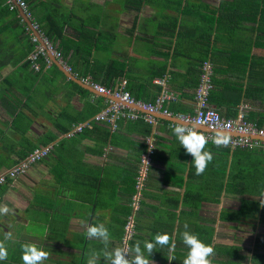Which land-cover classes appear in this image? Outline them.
Here are the masks:
<instances>
[{"label": "crops", "instance_id": "obj_1", "mask_svg": "<svg viewBox=\"0 0 264 264\" xmlns=\"http://www.w3.org/2000/svg\"><path fill=\"white\" fill-rule=\"evenodd\" d=\"M8 1L0 0V173L38 147L51 145L52 151L0 185V204L12 209L0 216V241L8 252L0 264H23L25 243L49 254L43 264H87V252L93 258L105 247L86 236L93 223L109 230L108 250L121 247L151 139L155 154L131 250L137 241L143 248L156 233H167L175 239V260L169 262V246L160 245L149 258L152 264H182L187 225L213 246L212 264H264V153L208 141L213 159L197 175L193 157L172 131L176 122L161 114L153 125L127 119L113 131L91 123L66 137L73 124L91 120L106 97L78 86L53 61L49 67L41 62L38 72L28 68L21 57L28 53L29 33L11 18ZM26 1L39 24L50 12L67 21L62 36L50 40L82 83L90 77L116 89L125 81V89L146 103L166 91L164 107L173 116H192L207 61L213 68L210 106L226 118L247 106L246 119L264 125V0ZM98 264H107L103 255Z\"/></svg>", "mask_w": 264, "mask_h": 264}, {"label": "built area", "instance_id": "obj_2", "mask_svg": "<svg viewBox=\"0 0 264 264\" xmlns=\"http://www.w3.org/2000/svg\"><path fill=\"white\" fill-rule=\"evenodd\" d=\"M10 10L21 8L26 17L31 20L33 29L40 34V39L35 36L32 30L26 25L27 32L31 37L32 43L35 44V49L31 52L27 60L31 63V68L38 72L41 69V62L46 67L51 66L52 57L60 62L64 69L71 73V68L64 62L62 53L56 49L51 40L42 32L39 23L33 18L32 13L28 8L25 0H10L8 1ZM212 64L203 62L200 67L199 82L195 90V112L194 115H175L169 112L165 107L166 99L170 96L163 93L156 99L154 103H146L136 100L126 89V82L123 81L119 88H107L101 86L91 80L90 77L82 78L84 84L95 89L98 93L106 97L105 106L93 116L89 121L73 124L72 127L65 133V136L72 138L77 134L82 133L86 128L91 126V123L107 124L111 130L118 129L121 120H137L142 118L148 124L153 125L156 122L158 114L165 117H175L179 122H184L189 125H199L205 132H201L209 142L217 132H223L230 137V142L226 146H219L231 150L236 149H254L259 148L264 153V125L260 126L256 123L249 122L246 119L245 110L247 106H240L235 118H226L221 115L215 108L209 104V96L213 89L212 83ZM162 85V81H157ZM176 123H171L174 127ZM154 139L149 142L147 153L142 156L139 168V175L136 178V193L133 196L132 209L133 215L129 217L125 226L126 235L122 241L121 247L131 250L130 241L132 240L133 218L140 208L141 192L144 188L145 181L148 177L152 166L153 156L155 154ZM52 151V146H43L34 149L28 156L18 162L12 168L0 173V185L8 181H15L19 177L25 175L32 165L46 158Z\"/></svg>", "mask_w": 264, "mask_h": 264}, {"label": "clouds", "instance_id": "obj_3", "mask_svg": "<svg viewBox=\"0 0 264 264\" xmlns=\"http://www.w3.org/2000/svg\"><path fill=\"white\" fill-rule=\"evenodd\" d=\"M172 131L180 145L193 157L192 163L194 164L196 174H203L208 163L212 161L213 155L210 151L205 150L208 139L200 132L199 125L177 122ZM229 142L230 137L223 132H217L212 138V143L217 147L226 146ZM261 204H264V200L261 201ZM11 212L12 209L7 204H0V216L6 217ZM10 235L11 233L8 232L5 235V239H8ZM86 236L89 239L100 240L105 246L101 251L95 252L93 258H89V253L87 252L85 254L87 264H98L101 255H103L107 264H152L149 257H151L157 245L169 246L167 259L169 262L175 260V239L167 233H156L153 241L143 242V248L141 247V242L137 241L132 250L120 246L108 250L107 245L110 242V233L103 223L87 225ZM181 238L183 244L188 249L182 264H212L210 257L215 254L213 246L205 244L196 234L188 231L187 225H185V231H183ZM145 251L148 253V257L145 256ZM48 255L46 251L34 243H25L22 245L23 264H43L48 258ZM7 256V248L4 242L0 241V260H6Z\"/></svg>", "mask_w": 264, "mask_h": 264}, {"label": "trees", "instance_id": "obj_4", "mask_svg": "<svg viewBox=\"0 0 264 264\" xmlns=\"http://www.w3.org/2000/svg\"><path fill=\"white\" fill-rule=\"evenodd\" d=\"M26 1V0H25ZM27 3V1H26ZM30 7V6H29ZM30 10V8H29ZM56 16V15H55ZM51 12L50 14H48V16L45 17V23H43L44 21L41 20V24L40 25V28L42 30V32L49 38V39H53L54 36H62L63 34V31L65 30L66 28V25H67V21L64 20V21H61L60 19H58V17L56 18ZM11 18L14 19L16 22L15 24L19 27H26L25 23L23 22L21 16L19 15L18 13V10H13L11 12ZM38 21V20H37ZM3 26L0 25V28H2ZM22 32L24 33V29L22 30ZM23 33H17L18 36L20 35H23ZM28 33V32H27ZM26 45H27V55L25 56H22L21 59L24 57H26V66L29 68L31 63L29 60H27V57L29 56V54L31 52H33V50L35 49V44L32 43L31 41V37L30 35L27 36V41H26ZM31 68V67H30ZM129 90V89H128ZM127 90V91H128ZM129 92V91H128ZM130 93V92H129ZM131 94V93H130ZM132 95V94H131ZM134 97V96H133ZM135 98V97H134ZM136 100H139L137 98H135ZM29 154V153H28ZM23 160V159H22Z\"/></svg>", "mask_w": 264, "mask_h": 264}, {"label": "water", "instance_id": "obj_5", "mask_svg": "<svg viewBox=\"0 0 264 264\" xmlns=\"http://www.w3.org/2000/svg\"><path fill=\"white\" fill-rule=\"evenodd\" d=\"M18 12H19L21 18L23 19V21L25 22V24H26V25L32 30L33 34H34L35 36H37V37L40 39V42L42 43V40H41V38H40V34H39L36 30L33 29V24H32V22H31V20H29V19L26 17L24 11H23L21 8H18ZM51 59H52V61H53V64L57 65L59 68H60V67L62 68V66L59 64V62H57V60H56L55 58L52 57ZM62 69H63V70H62ZM62 69H60V70H62V71L65 73V75H66L70 80H72L73 82H75V83H76L78 86H80L81 88L87 90V91L90 92V93L102 95V94L98 93L95 89L91 88L90 86L83 84L80 80H78V79H77L75 76H73L71 73L67 72L64 68H62ZM168 120L171 121V122H176V123L179 122V120H178L177 118H175V117H170V118L168 117Z\"/></svg>", "mask_w": 264, "mask_h": 264}, {"label": "rangeland", "instance_id": "obj_6", "mask_svg": "<svg viewBox=\"0 0 264 264\" xmlns=\"http://www.w3.org/2000/svg\"><path fill=\"white\" fill-rule=\"evenodd\" d=\"M95 61H99V56H97L96 58H94ZM9 141V140H8ZM10 143V141H9ZM5 144H8L7 141H5ZM133 215V212L131 213L130 217ZM134 217L136 218V215H134ZM129 219V218H128ZM133 225H135V219L133 218ZM135 235V226H133L132 228V236ZM133 240V239H132Z\"/></svg>", "mask_w": 264, "mask_h": 264}]
</instances>
